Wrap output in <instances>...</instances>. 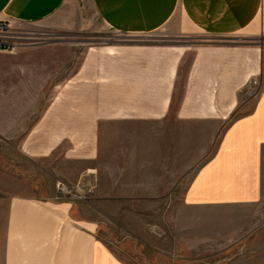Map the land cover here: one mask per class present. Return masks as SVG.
<instances>
[{"label":"crops","instance_id":"0c3cea01","mask_svg":"<svg viewBox=\"0 0 264 264\" xmlns=\"http://www.w3.org/2000/svg\"><path fill=\"white\" fill-rule=\"evenodd\" d=\"M76 1L0 0L65 35L0 57V264H128L110 224L264 253V0H90L107 43L66 38Z\"/></svg>","mask_w":264,"mask_h":264},{"label":"rangeland","instance_id":"374dc122","mask_svg":"<svg viewBox=\"0 0 264 264\" xmlns=\"http://www.w3.org/2000/svg\"><path fill=\"white\" fill-rule=\"evenodd\" d=\"M71 4L72 8L70 7L71 9L67 11L73 16H76V18L74 17L72 19L75 22L74 24L80 26V22L83 21L84 25H88V30L86 33H78L70 37L66 36V38H70L73 41L91 40L98 43H107L110 42V40L117 39V37H114L113 33H110L99 20L90 0H79V2L76 1ZM79 10L85 11L83 19L78 18L80 17ZM59 21H61L59 24H62L63 19H48L36 24H15L1 18L0 41L3 39L9 40L13 42V47H3L0 44V57L10 55L12 51H17L20 47L34 46L44 41L64 38L65 35L55 34L52 28L53 26L59 25L57 23ZM7 37L10 39H7ZM78 185H80V183ZM56 188L58 194L56 193L54 196L57 195L58 198L62 196L65 197L66 192L69 191V188L61 181L56 183ZM87 197H90V195ZM128 213V211L121 212V217L117 218V222H126ZM164 213H166V211L153 210V218L160 219ZM129 228L131 229V227L127 226H114L110 224L102 227L100 231V235L107 242L115 246L120 257L128 264H230L233 262H236L235 264H264V253H252L253 246L250 243H246V241L234 243L233 246L231 242L226 241L201 243V253H157V251L151 250L150 247L143 242L142 237L135 242L133 236L130 235V241L128 242L127 230ZM158 232L159 228H157L155 232L157 237L159 235ZM230 246H232V248ZM206 251L211 252L203 253ZM249 259L253 260L249 261Z\"/></svg>","mask_w":264,"mask_h":264},{"label":"built area","instance_id":"2783aa9c","mask_svg":"<svg viewBox=\"0 0 264 264\" xmlns=\"http://www.w3.org/2000/svg\"><path fill=\"white\" fill-rule=\"evenodd\" d=\"M4 38V37H3ZM7 39H10L7 37ZM0 44L3 46V47H8V48H12L13 47V42L9 41V40H1L0 41Z\"/></svg>","mask_w":264,"mask_h":264},{"label":"bare ground","instance_id":"6f19581e","mask_svg":"<svg viewBox=\"0 0 264 264\" xmlns=\"http://www.w3.org/2000/svg\"><path fill=\"white\" fill-rule=\"evenodd\" d=\"M67 190V189H66Z\"/></svg>","mask_w":264,"mask_h":264}]
</instances>
